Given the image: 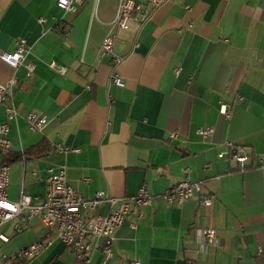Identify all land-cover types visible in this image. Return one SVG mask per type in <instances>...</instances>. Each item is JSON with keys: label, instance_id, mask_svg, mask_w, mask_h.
Instances as JSON below:
<instances>
[{"label": "crops", "instance_id": "1", "mask_svg": "<svg viewBox=\"0 0 264 264\" xmlns=\"http://www.w3.org/2000/svg\"><path fill=\"white\" fill-rule=\"evenodd\" d=\"M118 2L81 0L75 13L64 14L52 0H0V54L12 53L18 40L29 51L17 70L0 62V85L13 77L19 84L11 149L0 152V164L6 155L20 157L7 165L8 200L25 193L41 202L49 167L63 168L84 201L98 192L129 200L146 185L153 198L140 218L131 212L114 232L107 264H264V169L257 168L264 156V0H166L128 30L113 26ZM107 38L111 54L101 49ZM26 63L34 65L29 77ZM114 71L124 88L111 83ZM221 103L231 107L228 120L218 113ZM28 114L49 123L33 133ZM200 127L213 128V136H198ZM227 144L243 150L253 169L240 172ZM58 145L71 151L57 153ZM185 179L202 194L166 205L161 196ZM110 210L102 204L97 213ZM207 228L217 232L215 247H206ZM1 231L8 242L0 241V255L43 243L36 257L18 264L76 263L38 218L26 225L15 218ZM101 261L96 242L86 264Z\"/></svg>", "mask_w": 264, "mask_h": 264}, {"label": "built area", "instance_id": "2", "mask_svg": "<svg viewBox=\"0 0 264 264\" xmlns=\"http://www.w3.org/2000/svg\"><path fill=\"white\" fill-rule=\"evenodd\" d=\"M55 6L64 14L75 13L81 5V0H52ZM166 0H146L144 4L135 0H119L116 9L113 26L120 30H128L131 24L143 25L150 18L152 12ZM41 24L44 20L39 21ZM101 49L103 52L111 54L112 40H104ZM29 53L24 40H18L16 48L12 53L3 52L0 54V62L6 64L13 70L22 66L26 55ZM114 67L121 65L122 61L113 58ZM26 76H31L34 65L32 63L24 64ZM48 68L62 75L65 68L50 63ZM115 70V69H113ZM111 83L117 88H124V83L116 75L115 71L110 76ZM19 89V84L13 77L7 84L0 85V107L4 110V119L0 120V152L8 153L11 144L7 139L9 132L8 123L17 122L19 116L12 106V95ZM218 113L225 120L231 115V107L221 103L218 107ZM29 130L33 133H39L44 130L49 121L45 116L37 114H28L24 118ZM196 134L201 138H210L214 134L211 127H200ZM178 134L172 132L169 138L176 139ZM227 157L235 161L240 167V172H245L253 167H247L249 161L243 150L234 144H227ZM57 153H66L71 151L65 146H56ZM78 152L77 149L72 150ZM225 154H218L219 159H223ZM259 166L264 169V156L258 157ZM9 184V169L6 165L0 164V241L7 243L8 239L2 234L1 229L14 220L20 218L21 224L32 219L38 218L47 229H54L57 233L60 243L68 249L76 261L83 264L88 262V257L94 244L99 243V250L102 255L101 264H107L113 257L112 244L114 241V232L125 224L131 212H135L140 218L143 207L149 205L152 195L146 185L141 186L137 194L132 199H113L105 198L103 193L98 192L92 200L84 201L75 190L67 183L65 170L63 168L54 169L49 167L46 170L44 180L45 195L41 202L35 201L31 196L23 193L17 202H11L7 198V188ZM202 194L200 184L190 183L188 179L167 190L162 196L166 205H181L184 202ZM212 198L204 196L201 203L204 206H210ZM102 204H108L110 212L104 216L97 213V208ZM206 247H215L217 245V232L212 228L202 231ZM43 243L37 242L27 248L17 252L14 255H0V264H18L28 261L37 256L42 250ZM262 254L261 251L258 252ZM131 264H140L133 261Z\"/></svg>", "mask_w": 264, "mask_h": 264}, {"label": "trees", "instance_id": "3", "mask_svg": "<svg viewBox=\"0 0 264 264\" xmlns=\"http://www.w3.org/2000/svg\"><path fill=\"white\" fill-rule=\"evenodd\" d=\"M43 147V144H41V145H38L37 147H35V148H33V149H31L30 150V153L32 154H37V152H39L40 150H41V148ZM29 153V154H30ZM20 159V157H10V156H8V155H6V158H5V162H4V165H8V164H10L11 162H15V161H17V160H19ZM75 264H83L81 261H76V263Z\"/></svg>", "mask_w": 264, "mask_h": 264}]
</instances>
